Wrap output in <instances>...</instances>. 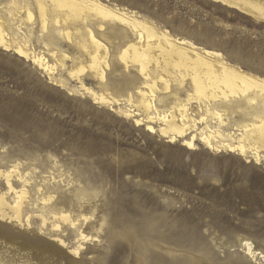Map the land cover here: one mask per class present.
Wrapping results in <instances>:
<instances>
[{"label": "rangeland", "instance_id": "obj_1", "mask_svg": "<svg viewBox=\"0 0 264 264\" xmlns=\"http://www.w3.org/2000/svg\"><path fill=\"white\" fill-rule=\"evenodd\" d=\"M105 1L264 77V22L236 8L215 0ZM71 66L68 60L56 73L69 88L79 86L68 76ZM108 79L114 90L129 84L114 68ZM83 82L99 90L91 76ZM117 108L71 94L31 61L0 49V166L35 167L30 182L55 191L58 205L95 210L85 233L107 220L100 240L75 255L73 228L58 231L52 218L43 225L33 194L30 226L0 216V264H264V161L216 153L199 140L193 148L170 142ZM192 111L200 112L195 105ZM228 118L240 121L236 113ZM7 191L0 178V196Z\"/></svg>", "mask_w": 264, "mask_h": 264}, {"label": "bare ground", "instance_id": "obj_2", "mask_svg": "<svg viewBox=\"0 0 264 264\" xmlns=\"http://www.w3.org/2000/svg\"><path fill=\"white\" fill-rule=\"evenodd\" d=\"M215 1L264 22V0ZM61 41L75 49L78 58L63 49ZM0 49L31 61L49 81L71 94L88 95L99 106H117V114L170 142L183 139L184 146L193 148L199 140L216 153L264 161V77L136 11L105 0H0ZM68 60L72 63L68 76L79 84L72 88L56 75L65 70ZM113 68L126 75V89L112 88L108 73ZM85 76L94 78L99 90L86 87ZM194 105L198 116L192 111ZM234 113L240 121H230L228 115ZM21 166H0V178L8 186L0 196L2 218L30 226L27 207L34 194V205H42L43 225L52 218L58 231L73 228L80 240L73 254L100 240L106 218L100 228L93 226L96 234L85 233L83 227L94 219L95 210L85 212L82 205L76 210L72 202L58 205L55 191L30 182L29 175L37 169L25 173ZM46 169L51 172L47 165ZM60 253L58 249L55 255Z\"/></svg>", "mask_w": 264, "mask_h": 264}]
</instances>
